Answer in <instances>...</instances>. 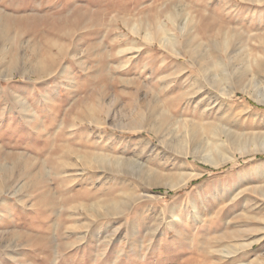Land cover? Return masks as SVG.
<instances>
[{"label":"rangeland","instance_id":"obj_1","mask_svg":"<svg viewBox=\"0 0 264 264\" xmlns=\"http://www.w3.org/2000/svg\"><path fill=\"white\" fill-rule=\"evenodd\" d=\"M258 60L264 0H0V264L264 258V145L235 150L264 140Z\"/></svg>","mask_w":264,"mask_h":264},{"label":"bare ground","instance_id":"obj_2","mask_svg":"<svg viewBox=\"0 0 264 264\" xmlns=\"http://www.w3.org/2000/svg\"><path fill=\"white\" fill-rule=\"evenodd\" d=\"M159 31L161 32L160 34H162V36L160 37V43L164 46V48H167L168 50H170V51H172V52H176V40H174V36H173V34H171L168 30H166L165 28H164V26L163 25H161V26H159ZM148 35H150V33L148 34ZM149 40V39H148ZM228 42L230 43V41H225L224 42V48H220V49H217L216 50V56L214 57V61H213V66H215V68H216V70H218V74H223L224 72H225V67L227 66L226 65V63H225V61H224V58H223V56H222V51H225L226 52V50H225V47H227V44H228ZM222 45V46H223ZM229 45V44H228ZM178 49V48H177ZM197 54V53H196ZM241 54V53H240ZM198 56V55H197ZM201 60H202V62H203V64H205L204 66H207V64H208V62H209V60H208V58H207V55H201ZM258 65L259 66H263L264 65V61L263 60H258ZM11 66V65H10ZM14 66V65H13ZM205 68L206 67H204L203 68V65L199 68L200 69V71L204 74L205 72ZM7 70H11L10 68H8ZM212 72H213V70H212ZM215 72V71H214ZM8 73V72H7ZM11 74V73H10ZM205 75V74H204ZM9 76V75H8ZM206 76V75H205ZM238 82V81H237ZM238 84H239V82H238ZM240 85V84H239ZM257 94V93H256ZM163 112V111H162ZM166 120V119H165ZM164 120V121H165ZM161 121V120H160ZM162 126V125H161ZM160 126V127H161ZM161 129H164V128H161ZM187 129V128H186ZM165 130V129H164ZM185 131V130H184ZM192 134V133H191ZM169 135V134H168ZM184 136H185V134H183ZM163 137H165V135L164 134H162V135H160L159 137H158V140H159V142H162V139H164ZM168 137H171V136H168ZM186 137V136H185ZM184 137V138H185ZM166 139V138H165ZM182 140H184L183 138H182ZM166 141V140H165ZM172 141V140H171ZM175 141V140H174ZM180 141V140H179ZM178 142V141H177ZM249 145H251V146H254V147H257V146H261V145H264V140H262V141H259L257 138H256V136H253L252 138H251V140L250 141H243V142H240V143H237L236 144V148H235V150H237V152L239 153V155H247V154H250L252 151H253V149L252 150H250L249 148H248V146ZM177 146V145H176ZM179 146V145H178ZM181 146V145H180ZM182 148V147H181ZM197 150V147H193V149H192V151L194 152V151H196ZM180 153V155H181V162H180V165H182V166H184L185 165V160H187L188 159V157H189V155H190V153H185V152H179ZM234 157H235V155L233 156V157H231V158H229V160H233L234 159ZM95 158V157H94ZM97 158V157H96ZM90 159V158H89ZM98 160H96V159H92L91 160V162L93 161V162H95V163H99V161L101 162V160L99 159V158H97ZM79 160H80V165L84 168V169H86V168H88V166L91 164V163H89V161H87V160H85V159H83L81 156H79ZM105 161H106V159H105ZM104 163V162H103ZM114 163V162H113ZM108 164V163H107ZM117 164H118V162H117ZM102 165V164H101ZM104 165V164H103ZM3 166V165H2ZM3 168V167H2ZM180 168V167H179ZM2 170V169H1ZM3 171H4V174H3ZM3 171H2V176L3 175H5L3 178H6V179H8V178H10V175H8V167L7 168H5V169H3ZM150 172V171H149ZM153 172V171H152ZM194 173H196V172H194ZM154 174V173H153ZM199 174V173H198ZM197 173L196 174H193V173H187L185 170H176L175 171V173H172L169 177H168V181L166 182V187L168 186V188H170V189H175V188H177V187H180V186H183V185H185L187 182H189L191 179H193L194 177H196L197 175H198ZM150 175V174H149ZM159 176V175H158ZM152 180L149 182V183H147L148 185H156V184H158V183H160V181L159 182H157L156 180V175L154 174V175H150L149 176ZM160 177V176H159ZM156 179V180H155ZM163 179V178H162ZM166 178H164V180H165ZM158 180H159V178H158ZM163 182V181H162ZM165 182V181H164ZM158 186V185H157ZM144 190V189H143ZM234 196V195H233ZM133 197V198H132ZM131 198H132V200L133 201H137V200H142V199H145V200H148V201H150V200H153L154 199V195H149V191L148 190H145L144 191V193H141V194H139V195H137V196H132ZM156 197V196H155ZM132 203V202H131ZM135 203V202H134ZM103 204H100V203H97V204H91V205H89V206H87L85 203L83 204L82 203V207H83V209H85V211H86V213L88 214V215H90V216H92V217H94L95 216V214L97 213H99V210H98V208L100 209V208H103L104 209V207L102 206ZM106 206V205H105ZM124 207V206H123ZM106 208V207H105ZM107 209V208H106ZM101 210V209H100ZM102 211V210H101ZM106 212H107V210H106ZM198 212V211H197ZM81 214H83V213H81ZM174 218H175V216H173L171 219V222H170V225L173 227V228H176V221L174 220ZM176 218H177V216H176ZM198 218H199V216H198ZM197 218V219H198ZM201 218V217H200ZM200 218H199V220H200ZM194 220H196V218L194 219ZM263 225H264V217H263ZM198 220H196V222H197ZM204 221V220H203ZM201 222H202V220H201ZM183 223V222H182ZM203 223V222H202ZM199 224V223H198ZM205 224V223H204ZM263 227V230H264V226H262ZM176 238H178V240L180 239L181 240V238H182V234L180 233V232H178L177 230H176ZM165 237H167V231L165 232ZM250 244H252V243H248L247 245H250ZM163 252V251H162ZM144 256V255H143ZM173 259V258H172ZM187 260V259H186ZM248 264H264V258L263 257H258L257 259H255L254 261H251L250 263H248Z\"/></svg>","mask_w":264,"mask_h":264}]
</instances>
